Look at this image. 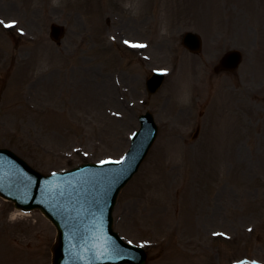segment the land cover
Here are the masks:
<instances>
[{
  "label": "rangeland",
  "instance_id": "rangeland-1",
  "mask_svg": "<svg viewBox=\"0 0 264 264\" xmlns=\"http://www.w3.org/2000/svg\"><path fill=\"white\" fill-rule=\"evenodd\" d=\"M0 21L15 22L0 24V147L44 173L118 159L152 111L158 139L115 228L147 264H264V0H0ZM117 29L150 46L111 41ZM232 49L240 67L215 72ZM158 68L168 76L149 95ZM15 212L0 197V264H52L53 224Z\"/></svg>",
  "mask_w": 264,
  "mask_h": 264
},
{
  "label": "water",
  "instance_id": "water-1",
  "mask_svg": "<svg viewBox=\"0 0 264 264\" xmlns=\"http://www.w3.org/2000/svg\"><path fill=\"white\" fill-rule=\"evenodd\" d=\"M63 31L53 25L52 37L60 41ZM185 43L193 51L201 49V39L196 34L189 33ZM241 61L239 51H230L222 59L221 67L233 70ZM163 79L151 78L147 83L150 92L157 90ZM141 123L123 161L102 166L88 164L61 175L45 176L10 151L0 150V194L24 209L40 207L58 227L53 264H146L144 250L124 243L112 228L117 197L138 171L158 134L152 113L142 116ZM72 190L83 196L76 205L81 208L80 213L72 214L71 201L67 205L55 201L57 192L67 195Z\"/></svg>",
  "mask_w": 264,
  "mask_h": 264
},
{
  "label": "snow or ice",
  "instance_id": "snow-or-ice-1",
  "mask_svg": "<svg viewBox=\"0 0 264 264\" xmlns=\"http://www.w3.org/2000/svg\"><path fill=\"white\" fill-rule=\"evenodd\" d=\"M0 24H3L4 27H13L15 22H12L10 24H4L3 21H0ZM125 43L128 44L129 42L125 41ZM131 46L132 47H140V48L146 47V45H143V44H132ZM102 163H105V162H102Z\"/></svg>",
  "mask_w": 264,
  "mask_h": 264
},
{
  "label": "bare ground",
  "instance_id": "bare-ground-1",
  "mask_svg": "<svg viewBox=\"0 0 264 264\" xmlns=\"http://www.w3.org/2000/svg\"><path fill=\"white\" fill-rule=\"evenodd\" d=\"M104 92H105L106 96H108V88H106V86H105ZM14 214H15L16 218L27 219V217H25L21 213L15 212Z\"/></svg>",
  "mask_w": 264,
  "mask_h": 264
}]
</instances>
